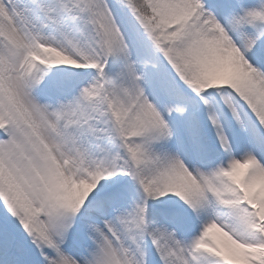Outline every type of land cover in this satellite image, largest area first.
Listing matches in <instances>:
<instances>
[{"label":"snow or ice","instance_id":"obj_1","mask_svg":"<svg viewBox=\"0 0 264 264\" xmlns=\"http://www.w3.org/2000/svg\"><path fill=\"white\" fill-rule=\"evenodd\" d=\"M0 264H264V0H0Z\"/></svg>","mask_w":264,"mask_h":264}]
</instances>
